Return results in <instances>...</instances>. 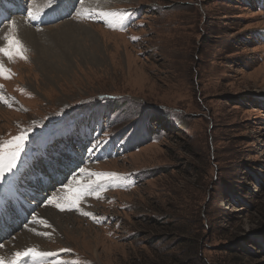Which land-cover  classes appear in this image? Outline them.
<instances>
[{"label": "rangeland", "instance_id": "1", "mask_svg": "<svg viewBox=\"0 0 264 264\" xmlns=\"http://www.w3.org/2000/svg\"><path fill=\"white\" fill-rule=\"evenodd\" d=\"M20 1L0 0V264H264V0H49L72 8L46 24ZM70 19L99 61L43 69L19 20ZM16 200L29 221L4 224Z\"/></svg>", "mask_w": 264, "mask_h": 264}, {"label": "bare ground", "instance_id": "2", "mask_svg": "<svg viewBox=\"0 0 264 264\" xmlns=\"http://www.w3.org/2000/svg\"><path fill=\"white\" fill-rule=\"evenodd\" d=\"M48 2H49V0H32L30 7L37 9V11L34 12V15H32V17L39 14L40 12H41V14L44 13V12H42V10H47V12L52 11V12H56V13H53L52 15H50L48 13L42 14L41 18L54 17V16L56 17V16L60 15L61 12L69 13V11H68V9H69L68 6L70 5L69 2L64 4V5H59L55 8H51V6L49 4H47ZM70 2H71V0H70ZM110 5H111V3L108 0H82V2L78 5L79 9L77 8L76 13L77 12H84L87 10H103V9L110 7ZM70 6L72 7V5H70ZM58 10H59V12H58ZM20 21H22L23 23H20ZM67 21L68 20H65L64 23H61V25L55 31L51 32L50 29H45V27H42L40 30L35 29L33 27H30L29 23H27L23 20H19V23H18L19 33L28 40L30 45H32V50H33V48H36V47H37V49L40 48L41 56L43 58V60H42V68L43 69H45L44 67L47 68V67L52 66L49 64V59H46L47 56H48V58H50L52 55H53V59L56 58V61L58 62L56 67L61 65V64H59V61L62 62L63 66H66V65H64V63H69L71 58H74V60L77 59L78 61H75L76 63L79 62V59H83L84 61L86 60L87 62L92 63V64H97V62L99 61L98 60L96 62L97 58L100 56V53H99V37H98V34H96V31H94L95 29H93L91 27L93 25H89L85 22L84 23L73 22L71 19L68 22ZM16 25H17V23H16ZM43 30L45 32L48 31L50 33V35L48 36V39H49L48 45H46V46L44 45V43L47 40V38L44 40V43H41L42 38H43L42 33L44 32ZM20 34H19V37H20ZM44 36H46V35H44ZM107 37L108 36H105V38H107ZM81 40H83L84 42L83 43L79 42ZM55 43H56L55 48L53 50H51V47ZM67 45H71L72 49H68ZM1 73H3V72L1 71ZM7 78H10V76L7 75ZM5 188L8 190V193H10L12 196H14V197L16 196V195H14V190L17 188L16 185L5 186ZM60 201H62V200H60ZM50 219H52V221H53V222H51L52 228L55 231H60V227L56 225V222H55L56 220H54L52 218V216H50ZM48 221L50 222V220H48ZM42 222L40 223L39 221H37V223H39L40 225L42 224ZM35 225H36V222H35ZM43 226L47 227V225H43ZM22 233H24V232H22ZM32 233H35V232H31V234ZM27 234H29V233H27ZM24 235H22V237H24ZM15 238H17V237H15ZM20 240H21L20 245H22V247L29 246V247L33 248L35 246L34 244H32L35 242V239H31L32 241H30V243L26 242V239H25V242H23V239H20ZM2 255L4 256V258H8L7 257L8 254H4V252H2ZM0 257H2V256H0ZM5 261H6V259H5ZM6 262H8V261H6ZM11 264H12V262H11Z\"/></svg>", "mask_w": 264, "mask_h": 264}]
</instances>
